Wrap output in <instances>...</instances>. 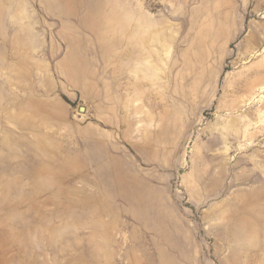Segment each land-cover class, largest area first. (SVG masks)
<instances>
[{"label": "rangeland", "instance_id": "374dc122", "mask_svg": "<svg viewBox=\"0 0 264 264\" xmlns=\"http://www.w3.org/2000/svg\"><path fill=\"white\" fill-rule=\"evenodd\" d=\"M0 264H264V0H0Z\"/></svg>", "mask_w": 264, "mask_h": 264}, {"label": "water", "instance_id": "95a60500", "mask_svg": "<svg viewBox=\"0 0 264 264\" xmlns=\"http://www.w3.org/2000/svg\"><path fill=\"white\" fill-rule=\"evenodd\" d=\"M82 109H84V108H82Z\"/></svg>", "mask_w": 264, "mask_h": 264}]
</instances>
